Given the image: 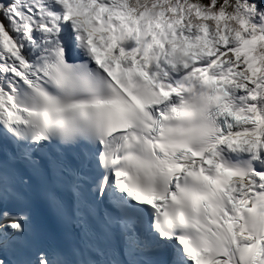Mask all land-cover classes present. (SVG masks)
<instances>
[{
	"label": "snow or ice",
	"instance_id": "6c2138e0",
	"mask_svg": "<svg viewBox=\"0 0 264 264\" xmlns=\"http://www.w3.org/2000/svg\"><path fill=\"white\" fill-rule=\"evenodd\" d=\"M0 264H264V0H0Z\"/></svg>",
	"mask_w": 264,
	"mask_h": 264
}]
</instances>
